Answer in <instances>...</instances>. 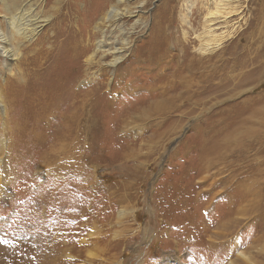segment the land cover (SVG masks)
Masks as SVG:
<instances>
[{
	"label": "rangeland",
	"instance_id": "1",
	"mask_svg": "<svg viewBox=\"0 0 264 264\" xmlns=\"http://www.w3.org/2000/svg\"><path fill=\"white\" fill-rule=\"evenodd\" d=\"M57 1L20 0L48 20L39 34L70 9L76 12L70 26L81 30L79 41L87 44L90 37L91 50L102 41L100 30L105 47H113L117 36L131 44L117 68L107 67L110 54L93 57L87 81L102 87L91 97L87 136L75 134L72 158L52 146L58 128L43 125L51 110L41 117L46 121L26 128L27 133L39 128L49 138L47 146L20 143L14 133L9 162L0 166V264H264V69L249 80L243 74L249 64L225 61L232 42L249 43L252 0H232L236 12L226 20L205 0L123 1V16L109 23L100 22V15L89 23L93 7L104 4L97 0H71L64 10ZM109 8L105 4L103 10ZM208 20L215 22L216 35H231L204 52ZM29 45L19 40L17 46L23 51ZM72 55L65 50L62 59L69 76L71 69H85L86 56L78 64ZM199 58L213 59L214 66L192 77L184 65ZM2 62L0 57L1 84L9 77ZM11 66L16 69V62ZM57 67L49 77L59 74ZM65 71L60 72L66 76ZM29 87L17 106L34 122L44 104L55 101L47 91L41 103L32 100ZM166 88L165 99L159 98ZM6 136L9 143L12 135ZM203 163L210 167L205 170Z\"/></svg>",
	"mask_w": 264,
	"mask_h": 264
},
{
	"label": "bare ground",
	"instance_id": "2",
	"mask_svg": "<svg viewBox=\"0 0 264 264\" xmlns=\"http://www.w3.org/2000/svg\"><path fill=\"white\" fill-rule=\"evenodd\" d=\"M4 1L5 0H0V3H3ZM62 1L64 2V3L62 2L64 5V7L61 8L62 10L66 9L67 6L69 7V5L71 6V0H68L67 2H65L64 0ZM123 1H130V0H115V1L97 0V3L100 2L104 4L101 5V7H98V4H96V6L93 7L92 9L93 13L91 14L90 17H88L89 23L93 21V18L95 16H98V15H100L99 16L100 22L108 21L109 23L111 21L112 22L117 21V18H119L120 16H123V10H121L120 8L121 7L120 5L122 4ZM205 1L216 5L214 6L216 7L215 16L222 15L224 17L223 18L224 20L230 19V17H232L236 12L230 7V3L232 0H205ZM105 4L110 7L109 10H106V11L103 10V7H105ZM5 5H7L6 15L4 16L2 15L3 17H1V19L4 21L6 27L4 30L0 29V57L3 60L2 63L5 69L4 71L6 72V74H8L9 77L6 80H4V83H5V84L3 83L4 85L0 83V115H2L1 112L3 113V116L0 118V156H3L5 154L7 158L0 157V166H7L6 161H8L9 159H8V155L6 152L8 151L9 146L11 147L15 143L14 139H12L14 137L13 136L14 133H16L15 137L19 141H21L20 143L22 142L26 143V141L30 140L33 142V144L40 145V146H47L49 144V138L46 139L45 137H43L41 133H38L39 128L37 131L34 130L33 132L32 130H30L32 133H27L26 128L28 125L32 126L33 124H35L34 127H37L36 126L37 122L40 125L41 121H46V120L41 119V117L44 116L46 113L50 114V110L52 111V115L51 116L49 115L50 121L47 123H43V125L48 126L47 128L51 126H55L56 128H58L56 131L54 130L53 132L54 135L52 136V139H51L52 144H53L52 146L65 150V152L63 151V153H64V157H66L67 159L72 158L73 150H74L73 148L76 149L75 145L77 144L75 134L82 133L84 136H87L88 129H89V122H92L91 118H92L93 111H94L91 105V97L94 96V94L98 95L97 91H99L100 88L102 87L100 83H96L95 81L94 82L87 81L88 76H89L88 71L91 68V66H93L92 65L93 57L98 52L102 53V57L104 54L105 56L106 54L108 55L110 54L112 56V60L110 64L107 65V67L117 68L126 59L125 52L126 50L129 49L130 47L129 45L131 43L128 42L126 39L120 40V38L117 36L116 37L117 39L111 45L113 47H105V44H104L106 41L104 39L105 33L103 32V30H100V33L102 35V41L95 39L96 43L93 46L94 48H92L91 50V48L89 47L90 37L89 39H87V41H85L87 42V44L84 43L82 39L81 41H79L81 30L79 28L74 29V27L72 29V26H70L71 21L73 22L76 20V18L74 17L76 12L73 13L72 10L70 11L69 8H68L69 12L58 13L54 21L52 22L51 20L52 24L49 29V32L39 34V31L41 30L42 27L45 26V23L47 24L48 20L37 16L39 12L38 13L36 12V8L33 7L31 2H28L22 5L20 4V0H6ZM44 5L46 6V2L44 3ZM191 6L188 9H186L188 14L190 12ZM53 7L55 8L56 6L53 5ZM53 7H51L50 9H54ZM214 21L213 20L205 21L206 25H204L203 27L204 29L203 34L206 40L198 37L199 40L201 41L204 40V50H202L204 52L207 50H210L211 48L219 47L221 45V41L225 38L229 39L231 35L230 33H228L226 36H223L221 34L220 36L218 34L216 35V33L213 32L215 30L213 28L215 24ZM248 29H249V43L245 42L244 45H241V44H237L236 42L235 43L232 42L229 46L234 51L230 52V48L226 49V52L230 54V56H229V59H226L225 61L227 63L230 61H233L234 62L233 66H237V67H241L242 65H245V64L248 66L249 64V72L247 71V73H243V74L245 75L244 76L245 79L250 80V78L252 79L253 76H255L259 71L264 69V0H252L251 5H249V28ZM35 36H37L35 42L31 43V39ZM242 38H244V36ZM15 39H18V40L15 41ZM118 39L120 41H118ZM19 40L20 41L22 40L26 43L28 42L30 43V45L25 46L24 50L21 51L19 47L17 46ZM14 41H15V45H13L12 43ZM118 43H120V45H118ZM79 45H80V49H79ZM154 47H159V44L157 41L154 43ZM65 50L68 51L69 53L71 52L73 54L72 57L76 60H78V58H82L83 56H86L85 61L83 60L85 63V69L83 73L80 72L81 69L80 70L78 69V71L77 70L74 71V69L73 70L71 69L69 73L73 75L69 76L67 74L68 71L67 72L65 71V69L68 67L66 65L67 62L65 63L63 61ZM89 50L92 53L89 52ZM59 52H60L59 57L54 63L58 65L57 68H58L59 74L56 71H54L58 75H54V73H51V77H49L50 75H48V72L54 70V69L51 70V67L54 65L53 62L55 61ZM123 53L125 54L122 55ZM218 57H223V53L221 52L218 55ZM237 57L241 58V61H240L241 63L237 61L236 59ZM73 58L71 60H73ZM206 59L207 60H203L200 58L193 59L192 61H189L188 64L184 65V70L188 71L189 73H192V77H194L197 72L201 74L202 72L200 70L204 69V66L206 65L212 66V67L214 66L210 64V61H212L213 59L211 60L208 58ZM59 60L63 62H59ZM14 62H16V66H15L16 69L13 68L12 70L11 64L12 63L14 64ZM41 62H43L42 65H41ZM77 62L79 64V60ZM64 67L65 69H63ZM60 71L61 72L65 71L66 76L61 74ZM80 75L82 76L83 79L81 78ZM91 83L92 84L94 83V85H92L93 87H91L90 89L86 88V86L91 85ZM186 86L188 87V84ZM28 87L34 91L35 90L37 91L36 93H32L33 92L32 90L27 92V95L29 97L35 96L34 98H32V100L41 103L43 94L44 93L47 94L46 93L47 91L50 94V98H52V100L55 101L54 103L51 102L50 104H44L45 109L40 111L41 113L39 112L40 115L38 117L40 120L39 119L37 120V118L32 117L34 122L31 120V117H29L28 114L20 113V111H22V107L18 108L17 106V103H18L17 99L21 96L20 100L22 102V98L25 97V93L23 91L27 90ZM167 94H168V89L167 88L163 89V92L161 93V96L159 95L160 96L159 98L165 99ZM170 101H171V97H170ZM23 102L25 103L26 101L24 100ZM174 102H175V98H174ZM27 103L31 106L33 105L34 102L31 103V101L27 100ZM177 104H179V102ZM16 108L19 109L18 113H17ZM49 117H47V120L49 119ZM6 134L12 135L11 138L8 136L9 143H7L8 138ZM203 165H204L205 170L207 169V167H210L208 163H203ZM1 169L2 168L0 167V171ZM0 196H1V193H0ZM244 200L245 198L243 197L242 202ZM245 211H246V207H245ZM232 212L233 211H231V214ZM239 212L245 213L242 209H239ZM229 215L230 213H228L227 216ZM229 219L227 221H229ZM234 221L232 223H234ZM223 233L222 234L219 233V234L224 235ZM215 239H216V236H215ZM231 246H232V243H231ZM211 248L212 249L215 248V250H218L217 248L219 247L213 246ZM219 254L221 253L219 252ZM38 259L39 258H37V260ZM230 264H234V263L230 262Z\"/></svg>",
	"mask_w": 264,
	"mask_h": 264
}]
</instances>
